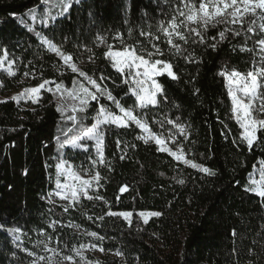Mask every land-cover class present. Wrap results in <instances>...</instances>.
<instances>
[{"label": "trees", "instance_id": "1", "mask_svg": "<svg viewBox=\"0 0 264 264\" xmlns=\"http://www.w3.org/2000/svg\"><path fill=\"white\" fill-rule=\"evenodd\" d=\"M37 3L38 0H0V41L8 46L10 58H21L16 63V76L6 80V89L13 90L15 83L26 79L29 83L23 84L24 88L34 87L43 79L62 80L65 87H72L75 74L63 69L62 62L44 49H39L37 56L38 42L34 34L18 23V17ZM178 3L179 0H81L80 3L73 0L70 22H59L63 35L68 37L64 48L89 75H93L92 70L96 69V76L100 71L111 76L116 84L113 85L111 80L105 83L127 106L133 103L124 96L127 86L120 84L119 74L104 60L103 52L107 50V44L120 47L119 41L113 39L116 32L123 33L128 44L143 41L136 25L147 29L148 24L155 25L161 19H169ZM158 6L163 9V15ZM144 10H147L146 20ZM125 20L133 27L131 37L128 36L130 25L125 24ZM221 30L223 25L210 28L206 35L217 36ZM257 38L259 36L249 39L247 46L253 47ZM57 39H60L59 34ZM28 42L32 48L28 47ZM159 43L162 48L167 47L162 35ZM244 44L245 38L241 36L229 37L219 43L216 50L191 46L190 50L200 62L189 64L182 57H167L173 60L180 79L159 78L172 102L164 111L169 118L179 116L190 126L189 139L179 138L185 145L186 157L204 163L218 174L206 177L168 154L158 152L155 144L137 140L136 136L141 133L134 125L128 130L111 129L105 138V155L111 161L112 171L104 166L98 167L105 177L101 181L104 187L100 194L109 201L108 206L100 201L82 199L81 206L65 213L60 205L48 204L44 199L54 188L55 158L58 155L55 137L61 135L60 128L64 126L60 113L56 111L58 94L44 92L39 104L31 103L26 107L14 101L0 103V223L19 226L27 232L21 240L28 248H33L36 240L44 238L40 235L41 229L52 235L51 246L58 248H64L65 244L78 246L97 242L87 236L85 230L98 231L107 237L104 241L106 249L119 248L125 253L124 258L113 253H105L106 256L99 259L88 256L98 264H233L232 229L239 234L236 246L245 253L251 241L259 239L257 234H264V208L258 197L244 190L250 173H255L259 169L258 162L264 159V131L258 133L260 139L251 151L244 145L233 143V140L238 141L241 130L232 118L224 78L218 75L225 67L241 72L250 69L255 57L251 52L239 50ZM88 48L92 51L89 52ZM93 54L94 63L88 59ZM0 55H3L2 51ZM28 61L32 64L25 68ZM33 67L37 69L36 79L25 77L23 73ZM192 77L195 80L190 83ZM197 88L200 91L194 95ZM100 102L116 111L115 105L107 100L101 99ZM96 107L95 103L91 104L86 123H91ZM149 123L154 132L163 133L165 137L167 129L171 128L165 124L162 129L151 120ZM116 133L129 144H136V148L129 147L124 160L119 159L121 153L116 148ZM63 151L75 166L91 167L87 161L91 153L70 148ZM181 178L186 181L184 185L177 183ZM125 184L129 191L120 194L119 187ZM117 195H121L119 204L116 203ZM109 206L113 211L157 210L162 211L163 216L153 218L148 225L140 221L143 231L137 230L135 217L131 229L116 217H105L103 222L95 223L87 219L89 215L93 218L101 215ZM52 220L62 221L64 227L58 226L53 232L47 224ZM57 237L59 244L55 243ZM12 252L22 257L20 264H27L28 258L16 248V242L5 232H0V264H15ZM244 259L246 261L248 257ZM258 264H264V258Z\"/></svg>", "mask_w": 264, "mask_h": 264}, {"label": "snow or ice", "instance_id": "2", "mask_svg": "<svg viewBox=\"0 0 264 264\" xmlns=\"http://www.w3.org/2000/svg\"><path fill=\"white\" fill-rule=\"evenodd\" d=\"M75 2L80 3L81 0H75ZM72 7L73 0H55V3L53 0H38L36 5L27 10L26 16L19 19L20 24L26 28L28 33L34 34V38L38 42L36 45L37 56H39V49L54 53L62 62L61 67L75 74L70 88L65 87L62 80L57 82L56 80L43 79L36 86L26 88L20 94L11 97L17 104L21 99H24L25 102L30 100L33 104H39L43 99L44 92L54 96L58 94L59 103L56 111L60 113L64 126L60 128L61 135L55 137L58 145V162L55 164L57 178L55 187L44 197L48 204H55L54 198L66 202L60 205L65 213L69 209L81 206L82 198L87 201H100L108 206L109 201L100 194V189L104 187L101 181L105 177L98 170L99 166H104L112 171L111 161L106 159L105 155L107 147L105 138L111 129L128 130L133 125L141 133L136 136L137 140H142L145 144L154 142L158 152L168 154L177 162L195 169L206 177H215L218 174L216 170L204 163H197L195 159L186 157L185 145L179 138L182 137L184 141L189 139L190 126L184 124L179 116L174 119L169 118L164 111L165 107L171 105L172 102L159 78L166 76L172 81L180 79L174 70L173 60L167 57H182L189 64L199 63L194 52L190 50L191 46H205L216 50L218 44L228 40L229 37L243 36L245 38V44L241 45L239 50L254 54L255 58L250 69L247 72H241L235 68L225 67L218 72V75L224 78L231 103L232 118L241 130L238 141L233 140V143L238 146L244 145L249 151L253 149V145L260 139L258 133L264 131V0H179L173 10L174 14H170L169 19H161L155 25L148 24L147 29L143 25H136L139 36L144 38L143 41L137 40L135 44H128L123 39V33L116 32L113 39L119 41L120 47L107 44L103 58L119 74L120 84L127 86L128 90L124 96L133 101L127 106L113 94L108 84L105 83V81L111 80L113 85L116 84L111 76H106L103 71H100L99 76H96V69L92 70L93 75H89L87 71L77 65L73 54L65 50L64 42L68 37L63 35L59 22L61 20L70 22ZM53 9L56 10L53 11ZM158 10L163 15V9L158 6ZM144 11L146 20L147 10ZM89 15L91 16L92 13L89 12ZM37 23L42 26L39 31L34 26ZM125 24L130 25L128 36L131 37L133 27L128 20H125ZM219 25H223V30L218 31L217 36L207 37L208 30ZM153 27H155V31H153ZM58 34L60 35L59 40L57 39ZM161 35L167 45L166 48L160 46ZM257 36L259 38L254 39L253 47H248L247 41ZM17 43L19 44V42ZM28 47H33L31 42H28ZM87 50L92 51L91 48ZM0 51L3 52V55H0V69L6 71L9 76H15L13 68L17 60L21 58H10L8 46L2 41H0ZM93 56L94 54L90 55L88 59L94 63ZM31 64L32 61H28L24 66L28 68ZM40 74L42 75V70ZM60 74L63 75L62 72ZM23 75L36 79L37 69L33 67L25 71ZM194 80L195 77H192L189 82ZM199 91L198 88L194 89V95ZM101 99L115 105L116 111L102 104ZM5 102L7 101H0V103ZM92 103H95L97 107L89 124L86 121ZM173 106L179 107L178 105ZM33 111L35 110L33 109ZM161 115L162 118H159ZM150 120L152 124H158L162 129L165 124L171 125V128L167 129V136L154 132L150 126ZM225 127L227 126L225 125ZM115 144L121 153L120 160L125 159L129 147L136 148L135 143L129 144L122 140L119 133H116ZM65 148L86 154L91 153L87 156L88 164L91 167L83 164L80 167L75 166L64 153ZM258 163L259 179L254 178L255 173H250L249 182L244 190L258 197L261 207L264 208V159ZM24 174L27 175V170ZM85 175L88 178H84ZM173 179L177 178L173 177ZM185 182L183 178L177 180L180 185H184ZM127 191H129L127 184L119 187L120 194ZM120 199L121 195H117V204ZM162 216L163 212L157 210L113 211L109 206L108 210L101 215H97L95 218L89 215L87 219L95 223L96 221L103 222L105 217H116L126 222L128 228L131 229L135 217L137 230L143 231L140 221L143 225H148L153 218ZM47 224L53 232L58 226L64 227L60 220H52ZM0 232H5L16 242V248L28 258L27 264H98L97 261L89 259L86 255V252L91 250L113 253L121 258L125 257V253L119 248L106 249L104 241L107 237L98 231L88 232L85 230V234L97 242L80 243L78 246L65 244L64 248L52 247L53 237L44 229L40 230V235L44 238L36 240L33 248L23 246L21 236L27 235V232L22 231L19 226H7L0 223ZM238 235L236 229H232L233 264H258L264 258V234H257L259 239L251 241V246L247 248L246 253L236 246ZM55 243H60L58 237ZM245 256L248 257L246 261ZM12 257L15 264H20L22 257L17 256L16 252H12Z\"/></svg>", "mask_w": 264, "mask_h": 264}, {"label": "rangeland", "instance_id": "3", "mask_svg": "<svg viewBox=\"0 0 264 264\" xmlns=\"http://www.w3.org/2000/svg\"><path fill=\"white\" fill-rule=\"evenodd\" d=\"M53 3H55V0H53ZM56 9H53V11H55ZM38 15H39V10H38ZM24 16H26V14L25 15H23V16H19L18 17V23H19V25L20 26H22V27H24L23 25H21L20 24V22H19V19H20V17H24ZM36 28H37V30L39 31V30H41V25H39V23H37L36 25H34ZM25 28V27H24ZM26 29V28H25ZM53 55H55L54 53H52ZM78 66L79 67H81V64H78ZM13 70L15 71V73L17 74V69H16V65H14V68H13ZM68 72H70V70H67ZM71 73V72H70ZM16 76V75H15ZM15 76H9L8 74H7V72L6 71H4L3 69H0V101H13L12 99H11V97H13L14 95H17V94H20L24 89H26V88H24V87H22L23 86V84H27V83H29V81H28V79H26V80H24V81H22V82H20V83H15L16 84V88L15 89H13V90H9V89H6V87H5V85H6V80H11V79H13ZM15 102V101H14ZM32 102L30 101V100H28L27 102H25V100L24 99H21V101L18 103L19 105H21V106H23V107H26V106H28L29 104H31ZM90 143V142H89ZM150 143H153V144H155L154 142H150ZM171 146V145H170ZM65 150V149H64ZM58 161H57V157L55 158V164L57 163ZM82 175H84V173H81ZM56 178L57 177H55V179H54V183H53V187H55V180H56ZM84 178H88V176H86L85 175V177ZM254 178H256V179H259V173H258V169L256 170V172H255V176H254ZM61 180H63V177H61ZM83 199V198H82ZM54 200L56 201V203L55 204H58V205H62V204H64V203H66V202H64V201H59L58 200V198H54ZM86 255L87 256H90V257H92V258H102V257H105L106 256V254L105 253H101V252H99L98 250H91V251H88V252H86Z\"/></svg>", "mask_w": 264, "mask_h": 264}]
</instances>
